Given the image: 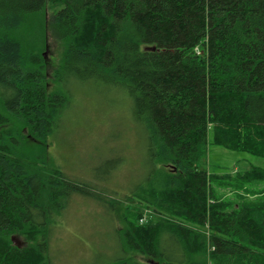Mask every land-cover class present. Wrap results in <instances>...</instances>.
Returning <instances> with one entry per match:
<instances>
[{"label":"trees","instance_id":"1","mask_svg":"<svg viewBox=\"0 0 264 264\" xmlns=\"http://www.w3.org/2000/svg\"><path fill=\"white\" fill-rule=\"evenodd\" d=\"M35 19L39 44L23 37ZM47 37L63 46L53 91ZM65 78L128 90L148 168L129 195L49 164ZM209 142L264 159V0H0V264H52L51 231L74 192L133 208L122 256L105 264H264V169L210 174L199 166Z\"/></svg>","mask_w":264,"mask_h":264},{"label":"rangeland","instance_id":"2","mask_svg":"<svg viewBox=\"0 0 264 264\" xmlns=\"http://www.w3.org/2000/svg\"><path fill=\"white\" fill-rule=\"evenodd\" d=\"M49 16L47 13V21ZM42 27L38 19L33 20L23 37L40 42ZM62 51L59 41L47 37L42 56L49 91L57 88L51 75ZM60 87H69L72 98L61 122L48 136L49 164L72 181L96 187L104 196L129 195L135 184L145 180L148 168L146 134L135 121L128 90L97 80L71 78H65ZM199 166L210 174H223L251 166L264 169V159L209 142ZM66 201L51 231L48 247L52 264H105L122 256L118 233L124 227L121 218L125 212L133 219L129 204L124 202L113 210L82 192L72 193ZM150 214L147 212L141 221L148 222ZM12 238L19 246L27 245L22 236Z\"/></svg>","mask_w":264,"mask_h":264},{"label":"water","instance_id":"3","mask_svg":"<svg viewBox=\"0 0 264 264\" xmlns=\"http://www.w3.org/2000/svg\"><path fill=\"white\" fill-rule=\"evenodd\" d=\"M152 50H154V48H152ZM11 239H12L13 244L19 247V245L13 240V238ZM150 264H156V263L151 262Z\"/></svg>","mask_w":264,"mask_h":264}]
</instances>
